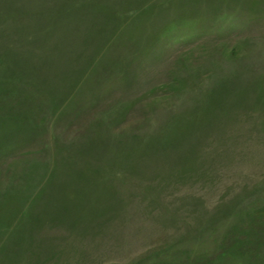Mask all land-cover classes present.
<instances>
[{
    "label": "rangeland",
    "instance_id": "obj_1",
    "mask_svg": "<svg viewBox=\"0 0 264 264\" xmlns=\"http://www.w3.org/2000/svg\"><path fill=\"white\" fill-rule=\"evenodd\" d=\"M0 264H264V0H0Z\"/></svg>",
    "mask_w": 264,
    "mask_h": 264
}]
</instances>
